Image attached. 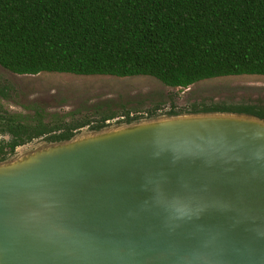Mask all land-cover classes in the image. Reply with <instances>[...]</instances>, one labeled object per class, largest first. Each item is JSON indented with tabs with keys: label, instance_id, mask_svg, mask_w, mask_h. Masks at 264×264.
Wrapping results in <instances>:
<instances>
[{
	"label": "water",
	"instance_id": "95a60500",
	"mask_svg": "<svg viewBox=\"0 0 264 264\" xmlns=\"http://www.w3.org/2000/svg\"><path fill=\"white\" fill-rule=\"evenodd\" d=\"M0 264H264V120H139L0 162Z\"/></svg>",
	"mask_w": 264,
	"mask_h": 264
},
{
	"label": "trees",
	"instance_id": "16d2710c",
	"mask_svg": "<svg viewBox=\"0 0 264 264\" xmlns=\"http://www.w3.org/2000/svg\"><path fill=\"white\" fill-rule=\"evenodd\" d=\"M0 67L18 76H144L181 89L264 76V0H0ZM190 113L264 120V108L252 105ZM109 119L31 126L0 106V162L34 140L68 141L84 127H107ZM139 119L126 114L123 123Z\"/></svg>",
	"mask_w": 264,
	"mask_h": 264
},
{
	"label": "rangeland",
	"instance_id": "374dc122",
	"mask_svg": "<svg viewBox=\"0 0 264 264\" xmlns=\"http://www.w3.org/2000/svg\"><path fill=\"white\" fill-rule=\"evenodd\" d=\"M0 97L2 109L19 116L31 126L50 128L64 123L90 121L93 125L102 117L108 128L120 127L126 114L140 121L167 117L171 110L180 115L192 108L214 105H252L264 108V76H237L198 82L187 89L171 88L144 76L116 78L109 76H74L43 73L18 76L0 67ZM150 114H155L150 117ZM138 120V121H139ZM89 127L76 132V137L92 134ZM48 144L37 139L19 147L8 160Z\"/></svg>",
	"mask_w": 264,
	"mask_h": 264
}]
</instances>
